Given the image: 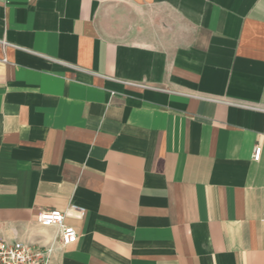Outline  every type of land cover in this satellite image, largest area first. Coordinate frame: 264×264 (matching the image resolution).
Returning <instances> with one entry per match:
<instances>
[{"label":"crops","instance_id":"0c3cea01","mask_svg":"<svg viewBox=\"0 0 264 264\" xmlns=\"http://www.w3.org/2000/svg\"><path fill=\"white\" fill-rule=\"evenodd\" d=\"M2 238L50 264H264V0H0Z\"/></svg>","mask_w":264,"mask_h":264},{"label":"built area","instance_id":"2783aa9c","mask_svg":"<svg viewBox=\"0 0 264 264\" xmlns=\"http://www.w3.org/2000/svg\"><path fill=\"white\" fill-rule=\"evenodd\" d=\"M260 146H254L252 159L258 160ZM70 210L82 216L84 211L75 205L69 206ZM65 211L51 209L38 212L36 219L41 226H52L57 229L58 241L62 246L76 242L77 233L71 226L65 224ZM52 256L51 247H37L17 240L0 239V264H50Z\"/></svg>","mask_w":264,"mask_h":264}]
</instances>
